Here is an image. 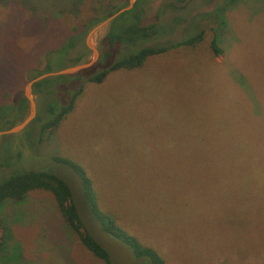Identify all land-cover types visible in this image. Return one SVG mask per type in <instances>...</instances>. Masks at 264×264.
I'll return each instance as SVG.
<instances>
[{
	"label": "rangeland",
	"instance_id": "374dc122",
	"mask_svg": "<svg viewBox=\"0 0 264 264\" xmlns=\"http://www.w3.org/2000/svg\"><path fill=\"white\" fill-rule=\"evenodd\" d=\"M164 1L149 0L145 24ZM217 1L189 3L175 37H193L194 14L212 11ZM223 2L195 29L206 31L197 44L86 82L53 131L36 121L0 136V179L53 170L62 158L86 175L96 215L118 219L163 264H264V0ZM64 5L70 3H50L43 13ZM32 13L30 0H0V130L30 113L28 100L23 114L22 95L33 68L45 67ZM179 13L171 8L163 17ZM109 23L89 31L99 51ZM214 31L219 56L211 48ZM73 64L59 55L53 69ZM55 82L41 88H60ZM32 97L43 116L41 98ZM226 147L234 155H225ZM0 216L9 227L0 264H107L67 231L73 228L51 191L6 202Z\"/></svg>",
	"mask_w": 264,
	"mask_h": 264
},
{
	"label": "trees",
	"instance_id": "16d2710c",
	"mask_svg": "<svg viewBox=\"0 0 264 264\" xmlns=\"http://www.w3.org/2000/svg\"><path fill=\"white\" fill-rule=\"evenodd\" d=\"M192 1L165 0L157 11L156 20L145 24L144 18L149 0H136L130 10L110 21L108 31L100 43V57L92 67L75 74L49 77L35 83L33 93L41 98L44 115L41 116L38 113L31 123L39 121L43 127L47 126L50 131H53L59 122L74 109L76 100L82 94L86 82L101 83L114 70L122 67H139L151 55L162 54L175 47L193 46L202 41L206 31L202 30L196 34L195 29L199 27L203 17L213 16L214 12L222 9L224 2L223 0L217 1L212 11H200L194 14L191 20L195 23V35H192L193 37L184 36L185 38H183L181 35L175 37L177 25L184 23L187 19V15L181 11L185 10ZM30 3L33 12L30 17L31 27L33 33L38 34L39 43H43L42 48H44L40 53L39 61L41 59L45 65L43 69L37 66L33 68V75L30 77L32 79L53 71L54 58L59 55L65 56L74 64L90 58L92 51L85 45V38L89 31L121 8L126 7L129 0H96V2L94 0H73L72 2L71 0H30ZM50 3L51 5L70 3V5L56 7L57 10L54 12L44 14ZM171 8L179 9L180 13L171 19L164 18L163 15L167 14ZM38 12L44 13L40 16ZM214 34L211 48L213 53L219 56L223 50L217 44L219 36L216 32ZM55 81H62V83H58L61 84L60 88H41L43 84L57 83ZM22 97L21 108L24 114L28 109V99L25 95ZM66 98L67 101L61 103V100ZM227 148L224 149V154L227 156L234 155L233 152L227 151ZM62 161L66 160L58 158V163ZM49 171L30 170L0 179V205H5L9 201L13 203L24 202L28 195L36 190L51 191L58 201L67 224L73 228L70 229L66 225L67 231L70 232L71 230V233H77L84 247L110 264L107 252L91 238L81 223L67 185L57 178L52 169ZM82 175L87 186L86 175L83 172ZM91 189L96 199L92 181ZM88 194L90 196L89 191ZM105 217L102 219L104 227L126 242L136 256H147V264L164 263L157 250L141 243L136 236L124 230L107 213ZM1 230L0 247L7 244L9 234V227L0 216Z\"/></svg>",
	"mask_w": 264,
	"mask_h": 264
},
{
	"label": "water",
	"instance_id": "95a60500",
	"mask_svg": "<svg viewBox=\"0 0 264 264\" xmlns=\"http://www.w3.org/2000/svg\"><path fill=\"white\" fill-rule=\"evenodd\" d=\"M136 0H129L126 7L121 8L111 17L110 22L123 12L130 10ZM91 32L87 36V44L93 51V57L87 62H80L59 70H53L32 78L26 86L25 96L29 100L30 113L19 123L4 130H0V136L18 133L24 130L36 117V101L32 97L35 83L49 77L58 75H71L92 67L100 57V51L90 43ZM50 172L49 170H46ZM53 173L68 187L77 215L91 238L100 245L108 254L110 264H147V256H136L131 247L121 238L117 237L104 227L103 220L96 215L90 196L87 191L86 180L82 173L68 161L56 164Z\"/></svg>",
	"mask_w": 264,
	"mask_h": 264
},
{
	"label": "crops",
	"instance_id": "0c3cea01",
	"mask_svg": "<svg viewBox=\"0 0 264 264\" xmlns=\"http://www.w3.org/2000/svg\"><path fill=\"white\" fill-rule=\"evenodd\" d=\"M112 217V216H111ZM117 220V223L120 225V226H122V228L124 229V230H126V231H128L130 234H132V235H134V236H136L138 239H139V241L141 242V243H143L142 241V239L141 238H139L137 235H135L134 233H132L129 229H127L122 223H120V222H118V219H116Z\"/></svg>",
	"mask_w": 264,
	"mask_h": 264
}]
</instances>
